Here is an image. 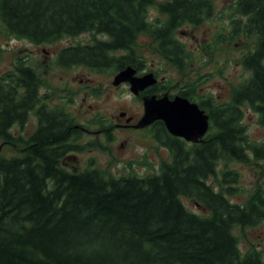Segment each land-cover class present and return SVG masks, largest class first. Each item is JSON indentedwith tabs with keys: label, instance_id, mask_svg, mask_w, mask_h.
<instances>
[{
	"label": "trees",
	"instance_id": "16d2710c",
	"mask_svg": "<svg viewBox=\"0 0 264 264\" xmlns=\"http://www.w3.org/2000/svg\"><path fill=\"white\" fill-rule=\"evenodd\" d=\"M156 6L162 20L148 22ZM235 35L253 45L242 57L247 72L227 102L185 85L178 95L209 117L197 143L169 135L162 122L153 138L171 160L143 177H104L96 170L72 172L65 160L78 151L79 127L61 107L48 108L40 78L20 58L0 77V142L21 147V155H0V264H264L257 252L242 254L235 226L264 221V196L244 205L232 202L237 173L222 171L220 190L208 184L219 163L264 161V145L248 141L244 109L264 125V0H236ZM213 13L211 0H0V21L12 37L41 45L92 33L104 39L70 46L56 56L61 68L94 72L128 66L140 71L133 44L150 32L157 53L182 70L188 54L174 36L197 27ZM159 83L148 94H158ZM33 113L37 124L27 140L15 138ZM188 198L205 210L186 209Z\"/></svg>",
	"mask_w": 264,
	"mask_h": 264
},
{
	"label": "rangeland",
	"instance_id": "374dc122",
	"mask_svg": "<svg viewBox=\"0 0 264 264\" xmlns=\"http://www.w3.org/2000/svg\"><path fill=\"white\" fill-rule=\"evenodd\" d=\"M213 13L197 27L183 26L174 36L184 46L188 60L184 69L179 70L163 59L156 50V42L150 32L140 35L133 49L142 60V70L138 74L153 72L160 92L156 95L178 96L185 85L195 86L198 94H207L220 102H227L234 88L247 72L242 67V57L251 49L249 38L235 35L237 18L236 0H211ZM157 15L152 20H162L156 6ZM104 39L102 36L86 33L75 37H64L48 44L36 45L25 39L10 36L0 21V77L11 71L18 58L26 60L40 78V93L46 96L48 108L61 107L79 126V139L74 141L79 148L66 159V169L77 172L96 170L104 177L134 175L143 177L159 172L163 163L171 160L169 151L153 138V129L119 128L126 124V118H133L131 125L137 124L143 115V105L134 97L127 84L113 86L117 71L109 68L94 72L83 67L61 68L56 56L64 48L92 44ZM126 114V117L122 116ZM36 118L30 114L23 127L14 126L12 135L27 140L35 131ZM242 124L248 141L254 145H264V125L252 110L244 109ZM0 155L13 158L21 155V147L2 146ZM237 173V182L228 198L237 204H246L254 194L264 196V161L255 160L249 154L246 162L219 163L217 175L208 184L215 192L220 189L222 171ZM186 209L197 215H205V210L194 201L183 198ZM232 235L240 252L244 255L257 252L264 262V221L253 227L235 226Z\"/></svg>",
	"mask_w": 264,
	"mask_h": 264
},
{
	"label": "water",
	"instance_id": "95a60500",
	"mask_svg": "<svg viewBox=\"0 0 264 264\" xmlns=\"http://www.w3.org/2000/svg\"><path fill=\"white\" fill-rule=\"evenodd\" d=\"M156 83L153 73L137 76L131 66L120 70L112 81L115 87L128 84L133 96H139ZM142 105L143 115L135 128L142 129L161 121L171 136L188 143L198 142L209 130L208 115L187 98L175 96L170 99L166 94L161 97L147 94L142 97Z\"/></svg>",
	"mask_w": 264,
	"mask_h": 264
},
{
	"label": "flooded vegetation",
	"instance_id": "af4514ba",
	"mask_svg": "<svg viewBox=\"0 0 264 264\" xmlns=\"http://www.w3.org/2000/svg\"><path fill=\"white\" fill-rule=\"evenodd\" d=\"M145 95V92L144 93H142V95H140L138 98L141 100V98H142V96H144ZM124 116L123 117H126V114L125 113H122ZM133 118H131V117H129V118H126V124L124 125V124H119V125H116V126H118L119 128H121V127H125V128H134V129H136L135 127H134V125H131L130 123L131 122H133ZM147 128H152V125L151 126H149V127H147ZM82 132H86V131H84L83 129H81V128H79Z\"/></svg>",
	"mask_w": 264,
	"mask_h": 264
},
{
	"label": "clouds",
	"instance_id": "9594fccd",
	"mask_svg": "<svg viewBox=\"0 0 264 264\" xmlns=\"http://www.w3.org/2000/svg\"><path fill=\"white\" fill-rule=\"evenodd\" d=\"M156 15H157V13L154 10L150 11V14L148 17V22L151 23L152 20L156 17Z\"/></svg>",
	"mask_w": 264,
	"mask_h": 264
}]
</instances>
